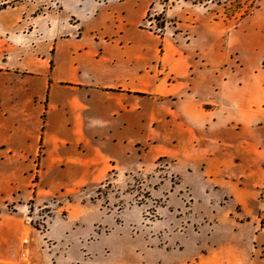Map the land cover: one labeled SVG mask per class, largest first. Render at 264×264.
Masks as SVG:
<instances>
[{"label": "crops", "instance_id": "crops-1", "mask_svg": "<svg viewBox=\"0 0 264 264\" xmlns=\"http://www.w3.org/2000/svg\"><path fill=\"white\" fill-rule=\"evenodd\" d=\"M203 1L0 0V264L55 256L95 222L69 201L42 235L33 208L159 159L217 211L207 236L232 239L190 260L165 248L168 264H264V0L237 24Z\"/></svg>", "mask_w": 264, "mask_h": 264}, {"label": "rangeland", "instance_id": "rangeland-1", "mask_svg": "<svg viewBox=\"0 0 264 264\" xmlns=\"http://www.w3.org/2000/svg\"><path fill=\"white\" fill-rule=\"evenodd\" d=\"M262 1L211 2L214 7L221 8L218 14L221 19L237 24L251 15ZM195 3L211 6L210 3L205 5L203 0H196ZM155 19L157 27L163 29L156 33L162 35L167 26L166 17L163 12H156ZM170 26L173 27L172 24ZM174 26L177 27V24L174 23ZM232 38L236 42L240 35L235 32ZM170 163L159 159L151 167L138 172L114 174L98 188L81 190L74 197L51 199L44 206L33 208L30 222L42 235L56 211H61L62 216L67 214L69 201L86 202L95 222H84L75 228L72 244L61 252L57 249V256L46 254L43 258H34L25 253L19 256L17 264H57V257L58 262H62L59 256L66 257L67 264H168L162 254L165 248L183 250L186 259L190 260L207 253L213 246L231 244L232 239L226 237L231 231L229 224H225V228L213 237L207 236L217 211L203 204L202 200H194L192 192L180 186L179 176L169 172ZM170 193L172 201L169 204ZM219 202L225 204L224 200ZM239 212L237 208L235 213ZM227 213L223 209L220 214ZM257 226L258 231L264 233V219H258ZM201 230L205 231L203 235H197ZM79 236L84 237L82 245L78 242ZM258 253L264 259V244L260 245Z\"/></svg>", "mask_w": 264, "mask_h": 264}, {"label": "built area", "instance_id": "built-area-1", "mask_svg": "<svg viewBox=\"0 0 264 264\" xmlns=\"http://www.w3.org/2000/svg\"><path fill=\"white\" fill-rule=\"evenodd\" d=\"M155 15H156V12H151L149 13L148 17H147V20H146V27L149 29V30H152L153 32H161L163 29L162 28H158L157 25H156V19H155ZM157 34V33H156ZM160 35V34H158Z\"/></svg>", "mask_w": 264, "mask_h": 264}]
</instances>
